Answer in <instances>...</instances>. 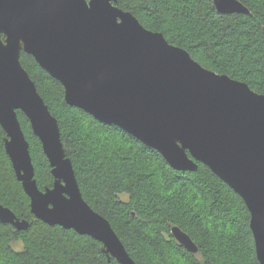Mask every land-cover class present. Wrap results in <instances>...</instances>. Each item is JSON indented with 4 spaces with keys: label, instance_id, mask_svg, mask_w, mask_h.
Wrapping results in <instances>:
<instances>
[{
    "label": "water",
    "instance_id": "1",
    "mask_svg": "<svg viewBox=\"0 0 264 264\" xmlns=\"http://www.w3.org/2000/svg\"><path fill=\"white\" fill-rule=\"evenodd\" d=\"M220 14H249L240 0H213ZM35 61L63 87L65 102L114 124L157 150L174 169L198 162L243 199L259 264H264V94L202 66L161 32L145 28L117 0H0V126L4 149L30 199L31 213L102 243L107 259L135 264L107 218L82 197L56 118L20 61ZM27 117L53 176L40 189L29 143L17 118ZM0 221L27 229L0 203ZM177 242L198 246L177 225Z\"/></svg>",
    "mask_w": 264,
    "mask_h": 264
},
{
    "label": "trees",
    "instance_id": "2",
    "mask_svg": "<svg viewBox=\"0 0 264 264\" xmlns=\"http://www.w3.org/2000/svg\"><path fill=\"white\" fill-rule=\"evenodd\" d=\"M240 1L249 14H220L213 0H117V5L202 66L264 94V0ZM20 61L57 120L82 197L107 218L135 264H259L243 199L208 166L172 168L123 129L67 104L61 83L31 55L21 51ZM16 113L34 178L44 189L53 183L48 159L25 114ZM3 136L0 126V203L30 225L18 230L0 221V264H119L107 259L100 241L31 213ZM172 225L191 237L198 253L177 242Z\"/></svg>",
    "mask_w": 264,
    "mask_h": 264
},
{
    "label": "rangeland",
    "instance_id": "3",
    "mask_svg": "<svg viewBox=\"0 0 264 264\" xmlns=\"http://www.w3.org/2000/svg\"><path fill=\"white\" fill-rule=\"evenodd\" d=\"M121 197H122V198H125V196H124V195H122Z\"/></svg>",
    "mask_w": 264,
    "mask_h": 264
},
{
    "label": "bare ground",
    "instance_id": "4",
    "mask_svg": "<svg viewBox=\"0 0 264 264\" xmlns=\"http://www.w3.org/2000/svg\"><path fill=\"white\" fill-rule=\"evenodd\" d=\"M4 143V142H3Z\"/></svg>",
    "mask_w": 264,
    "mask_h": 264
}]
</instances>
